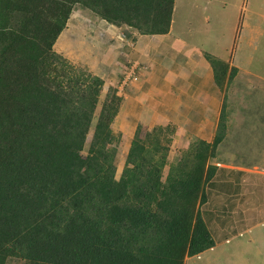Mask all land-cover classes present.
<instances>
[{"label":"trees","instance_id":"1","mask_svg":"<svg viewBox=\"0 0 264 264\" xmlns=\"http://www.w3.org/2000/svg\"><path fill=\"white\" fill-rule=\"evenodd\" d=\"M75 6L120 28L165 35L175 0H0V264H184L215 245L201 207L224 113L214 141L195 142L165 180L166 129L144 140L138 128L113 180L122 97L108 93L94 123L104 80L72 72L53 50ZM206 59L218 85L236 76L237 68Z\"/></svg>","mask_w":264,"mask_h":264},{"label":"rangeland","instance_id":"2","mask_svg":"<svg viewBox=\"0 0 264 264\" xmlns=\"http://www.w3.org/2000/svg\"><path fill=\"white\" fill-rule=\"evenodd\" d=\"M74 9L53 50L66 59L72 72L84 71L104 80L94 123L108 93L116 90L122 97L119 113L112 124L116 139V158L111 174L113 180L120 179L138 128L144 140L152 136L155 128L166 129L161 136L163 144L169 143L167 165L163 171L165 180L172 165L191 158L190 152L195 142L203 139L211 143L214 141L222 113L226 123L225 138L232 132L233 139L238 130L262 134L261 140L256 136L257 140L253 142L254 145L259 144L257 149L239 147V153H235L233 140L229 152L234 155H230L232 158L229 160L235 159L238 154L240 162L249 164L251 168L259 162L260 155L264 154V125H259L264 119V104L257 106L260 101L264 102L263 97L259 96H264V0H175L172 22L178 44L172 42L173 36L171 40L166 38L163 41L160 37H146L144 35L147 34H141L138 30L113 27L81 6ZM181 44L191 47L190 50L184 51ZM137 47L145 53L143 58L139 51L136 52ZM207 54L228 63L229 71L235 66V59L246 63L251 58L249 65L254 76L241 74L239 81L235 80L236 77L229 81L227 77L222 86L213 80L214 85L209 90L213 97L208 92L209 96L203 98L206 90L199 88L202 83L199 77L205 76L208 60L205 61L203 57L206 58ZM207 64L210 68V63ZM180 78L185 79L179 84L182 94L176 89ZM247 88L251 96H246ZM186 93L190 98H193V94L201 98L189 100ZM94 130L93 124L82 152L84 156L90 148ZM229 141L224 139L225 146H229ZM243 141V138L239 140L241 144ZM221 151L225 152L221 156L227 159V149ZM215 161L211 159L210 164ZM233 174V180L240 181V184L241 180L247 178L248 187L237 184L232 187V191H238L235 198L221 194L217 196L220 189L215 188L210 195L212 200L209 207L203 205L201 211L204 220L211 225L216 246L203 255L186 260V264H264V258H260L264 252L255 248L258 243L251 244V234L228 242L227 232L222 233L218 225L213 224L223 222V213L228 214L219 205L225 210H240L244 205H249V199L241 201L244 188L248 189L253 204H264V183L259 181L258 176L234 171ZM219 180L224 181L223 178ZM246 245L253 247L247 249ZM248 251L252 253L251 258ZM239 253L248 261L244 263L241 260L243 262L239 263ZM6 264H23V261L10 258Z\"/></svg>","mask_w":264,"mask_h":264},{"label":"crops","instance_id":"3","mask_svg":"<svg viewBox=\"0 0 264 264\" xmlns=\"http://www.w3.org/2000/svg\"><path fill=\"white\" fill-rule=\"evenodd\" d=\"M112 26L116 27V28H120V27H117V26H114V25H112ZM173 26H174V22H172L171 30H170V32L168 34H165V35H144V36H146V37H154V39H156L157 37H160V39L162 41L165 40L166 38H168V39L170 38V40H171V36H173L174 38H173L172 42H174V43L176 42L178 44L179 40L176 37V35L173 34ZM180 46L183 47L184 51H189L190 48H191V47H184L183 44H181ZM138 47L136 49V52L139 51L140 52V57L143 58L142 55H145V53L142 52V50L140 48L138 49ZM176 47H177V45H176ZM173 48H174V45H173ZM145 57H147V56H145ZM203 58H204L205 61H207L205 57H203ZM143 61H146V60L144 59ZM250 62H251V58H248V61L246 63H243L242 61H237V59H235V61L233 62V65H235L234 67L238 69L237 76H235L236 77L235 80H238L240 78L241 74H244V75H247V76H254V74L250 71L251 70V66L249 65ZM207 63H209V62L208 61L206 62V67L207 68L205 69L204 78L199 77V80L202 81V83L199 85V88H203V91L206 90L205 93L203 94V98L209 96L207 93L209 92L210 89H212V86L214 85L213 84V80H215L214 79L213 68L211 67L210 64H209L210 68H208L209 66H208ZM182 81L185 82V79H181L180 78L178 80V84L176 85L177 86L176 89L179 91L180 94H182V92H183V90L181 89V86H179V84H181ZM237 82L235 83V85L237 84ZM233 87H235V86L233 85ZM248 91H250L249 88H247L246 96H251ZM160 92L163 93L162 90H160ZM213 95L214 94H211L212 97H213ZM259 96L263 97L262 99H264V96H261V95H259ZM187 97L189 98V100H192V99H195V100L198 99L199 100L201 98V97L197 98L195 96V94H193V98H190L189 94H187ZM179 98H180L179 100H181V98H182L181 95H179ZM253 99H255V98L253 97ZM246 104H247V106H249L248 103H246ZM263 104H264V102L260 101V103L257 106L260 107ZM209 106H211V105H209ZM220 117H221V114H220ZM262 118H264V116ZM261 123H263V124H261ZM261 123H259V125H264V119H261ZM231 133L229 135L227 134L226 138H224V139H227V140L230 139L229 146H225L226 144H225V142L223 140V142L217 148L218 149L216 151V155L217 156H215V158H214V159H216V161H215V163L212 164V165L216 166L217 169H216V173H215V176H214L213 180L210 182V184L208 185V189L206 190L207 191L208 200L204 204L205 207H209L210 200H212L210 195H212V193L214 192L215 188H217V190L220 189L216 193L217 196L221 194V196L235 198L236 196H234V195L237 194L238 191H235V192L232 191V187H236L235 186L236 184H237V186H240V187L241 186L248 187V183L247 182H249V181H248L247 178L241 180V184H240V181L237 182V181L233 180L234 179L233 171L237 172V173H244L246 175L249 174V175H253V176H258L259 177V181L262 180V182L264 183V154H263V156L260 155L259 162L257 164H254L252 168L249 166V164H245V163L240 162L241 158L238 157L239 156L238 154H236L237 157L235 159L229 160V159L232 158V156H230V155H234V154H230V152H229L230 146L232 145L233 140H234L235 146H236L235 153H239V151L241 150L239 147H243V148H246V149H252L253 147H256V149H257L259 144L258 145H254L253 142L257 140L256 136H258L259 140H261L262 139V136H261L262 134H259V132L255 133V132L247 131V130H238L237 136L234 137L233 139H231ZM242 138H243L244 141L241 144L239 142V140L242 139ZM207 142L211 143V141H207ZM240 144H241V146H240ZM223 146H225L226 148H224ZM221 147H223V148H221ZM225 149H227V151L229 152V155H227L229 157H226L227 159H225L224 157L221 156V154L225 155V152L224 151L220 152V150H225ZM259 152L262 153L261 151H259ZM220 178H223L224 181L219 180ZM245 183H247V184H245ZM211 186H212V188H210ZM263 186H264V184H263ZM242 192H243L244 195L240 196V197L243 198V199H241V201H243L244 198L245 199H249V201H250L249 205L248 204L244 205L240 210H236L235 208L232 209V210H225V208H222L221 205H219L220 208L223 211L228 212V214L223 213V214H225L223 216V218H224L223 222L222 221H217V222H215L213 224L214 225H218V227H219V229L221 230L222 233L223 232H227L226 240L228 242L230 240L234 239V238L240 237L241 235L251 234V236L249 237L252 240L251 244L258 243V246H255V248L259 249L261 252H264V228L262 230H258V228H261L262 226H264V204H253L252 197H251V195H250V193H249L247 188H244L242 190ZM263 203H264V201H263ZM201 213H203V212H201ZM203 220H204V218H203ZM204 222H205V224H206V226H207L212 238L214 239L213 231L211 230V225L209 226V224L205 220H204ZM215 246H216V243H215L214 247ZM214 247H212V248H214ZM246 247H247V249H249V248H252L253 245H252V247H250L249 245H246ZM208 250H210V249H208ZM208 250H206V251H208ZM206 251H204V252H206ZM203 253H200V254L195 255L193 257L203 255ZM240 256H241V259H240L239 263L243 262L241 260H244V263L248 261V258H244L242 256V254H240ZM248 256H249V258L252 257V253H250V251H248ZM193 257H187L185 259L184 264H186V260H189V259H191ZM260 258H264V254H261ZM258 263L259 262H253V264H258ZM259 264H262V263H259Z\"/></svg>","mask_w":264,"mask_h":264}]
</instances>
